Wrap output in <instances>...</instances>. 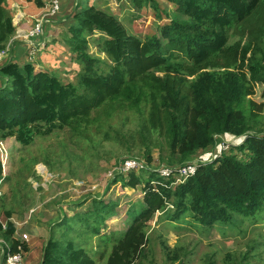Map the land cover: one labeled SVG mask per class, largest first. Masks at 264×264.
Here are the masks:
<instances>
[{
	"label": "rangeland",
	"instance_id": "rangeland-1",
	"mask_svg": "<svg viewBox=\"0 0 264 264\" xmlns=\"http://www.w3.org/2000/svg\"><path fill=\"white\" fill-rule=\"evenodd\" d=\"M155 1L158 8L152 2L139 7L131 0H64L62 14L45 25L39 39L45 44L37 47L32 56L28 44L16 41L6 62L22 65L32 62L37 71L45 69L64 83H76L83 69L77 50L71 46L75 44L71 25L75 12L79 11L78 3L116 15L131 34L144 39L153 34L160 36L161 26L170 20L186 18L170 1ZM18 3L5 2L12 22L18 11H27L33 18L44 5V1L39 5L38 0ZM16 35L15 27L13 36ZM227 35L224 50L205 63L195 65L177 57L170 65L153 70L151 76L128 84L126 90L133 89L135 94L140 86L145 91L153 80L156 87L155 76L163 78L170 72L190 85L203 70H236L247 85L244 109L251 118L248 120L251 128L246 133L264 136V85L255 83L247 68L250 55L264 57V16L257 24L248 17L228 26ZM100 37L98 31L87 36L85 50L101 61L99 66L103 70L109 71L113 62L104 52ZM149 106L142 100L141 112L116 107L111 115L106 114L109 109L101 108L64 129L36 135L28 145L8 137L9 145L0 149L6 156L2 162L3 175L5 172L7 175L0 180V220L6 224L10 213L17 229L10 239L3 233L0 239L20 242L22 233L29 235V241H24L27 246L24 264H41L49 239L59 241L63 247L72 242L75 247L83 248L96 264H108L114 245L133 222L145 194L143 183L131 187L125 185L127 177L112 174L114 166L127 157L154 165L168 163L173 158L167 133L162 128L151 130L148 126ZM230 136L226 134L228 139ZM1 138L4 137L0 130ZM231 152L235 151L228 153ZM244 155L246 152H238V157ZM192 158L183 162L174 158L175 162L170 164L180 165ZM136 174L145 179L149 171ZM172 211L173 208L165 213L157 211L147 222V239L136 258L137 264H264V206L249 216L234 215L232 224L213 226H205L191 216L184 220L167 219ZM3 247L0 241V251ZM0 264H5L1 253Z\"/></svg>",
	"mask_w": 264,
	"mask_h": 264
},
{
	"label": "trees",
	"instance_id": "trees-1",
	"mask_svg": "<svg viewBox=\"0 0 264 264\" xmlns=\"http://www.w3.org/2000/svg\"><path fill=\"white\" fill-rule=\"evenodd\" d=\"M0 0V49L12 38V16ZM139 7L155 0H131ZM184 19H173L161 26V35L144 39L131 34L113 14L78 3L71 25V45L83 65L76 83L63 82L47 70L37 71L32 62L24 65L10 61L0 65V130L2 136L15 137L28 145L38 134L64 129L74 121L88 118L101 108H129L141 112V101L149 103L148 126L162 128L169 139L168 163L189 160L201 149L216 141V135H242L250 130L244 109L247 85L236 70L201 71L190 83L170 73L151 81L147 90L140 86L126 90L173 59L183 57L192 64L205 63L221 53L227 42V27L250 17L257 24L264 16V0H168ZM39 4L42 2L38 0ZM80 7V8H79ZM99 32L104 52L112 59L109 71L85 48L87 36ZM252 79L264 85V57L247 58ZM129 97L127 100H123ZM253 107V106H252ZM109 125V123H108ZM238 152L246 155L238 157ZM248 155H250L248 157ZM148 160L152 157L148 155ZM162 160V159H161ZM143 171V170H142ZM141 174V173H140ZM132 172L125 185L143 183V202L133 215V222L114 245L108 264H137L136 258L147 239L145 226L157 211L168 212L167 219L184 220L191 216L205 226L232 224L234 215L249 216L264 206V136L248 134L237 152L226 153L174 188L170 181L149 171L147 178ZM3 162L0 159V179ZM157 179L158 188L151 183ZM106 207V206H104ZM108 208V207H107ZM8 214L6 224L0 220V235L14 236L15 221ZM5 225V227H4ZM12 241L16 249L18 240ZM24 249H27V246ZM41 264H96L83 248L72 242L63 247L49 239Z\"/></svg>",
	"mask_w": 264,
	"mask_h": 264
},
{
	"label": "built area",
	"instance_id": "built-area-1",
	"mask_svg": "<svg viewBox=\"0 0 264 264\" xmlns=\"http://www.w3.org/2000/svg\"><path fill=\"white\" fill-rule=\"evenodd\" d=\"M63 3L64 0H46L41 11L33 18L27 16L23 10L18 11L15 16L13 15V24L17 29V35L12 36L9 42L0 49V64L7 61L10 52L14 50L16 41H22L28 44L30 46L28 52L33 56L36 52V48H40L45 44L44 41L40 42L39 39L45 32L46 23L49 19H58L57 17L63 11ZM24 22L29 24V29L24 26ZM4 59L6 60L1 62ZM248 134L249 133L231 135L229 139L226 137V134H223V136L220 135L218 138L216 135L217 141L221 138L218 143L216 141L214 146L199 151L190 161L180 165L170 163L154 165L153 163L149 164L145 160L137 157H127L118 161L112 170V174L128 177L132 172L138 173L141 170H147L154 172L156 177L170 181V183H165V186L167 184L173 186L184 183L187 179L194 176L201 166L217 161L230 150H234L236 153L238 146L245 141ZM158 182L157 179L152 180L151 183L155 186L154 188H158ZM0 241L4 244L2 248V257L5 264H24V241H29V235L27 233H22L20 235V242L16 249H12V244L10 242L2 239H0Z\"/></svg>",
	"mask_w": 264,
	"mask_h": 264
},
{
	"label": "crops",
	"instance_id": "crops-1",
	"mask_svg": "<svg viewBox=\"0 0 264 264\" xmlns=\"http://www.w3.org/2000/svg\"><path fill=\"white\" fill-rule=\"evenodd\" d=\"M9 2H10V4L11 3H18V2H20V0H8ZM44 2L46 1V0H43ZM42 1V2H43ZM17 5H19V3L17 4ZM39 5H41V4H39ZM43 5V4H42ZM41 8H42V6H41ZM41 11V10H40ZM39 11V12H40ZM24 12V11H23ZM27 11H25V13H26ZM27 14V13H26ZM62 14V13H61ZM32 15V14H31ZM27 16H28V14H27ZM62 16V15H61ZM30 17V16H29ZM24 26L25 27H28V24L26 23V22H24ZM17 54V53H16ZM35 65V64H34ZM41 70H45V69H41ZM10 139H8V138H6V139H1L0 140V149H1V147L2 146H4V145H9V141ZM0 159L1 160H3V161H5L6 160V156H5V154H3V153H1V150H0ZM5 172V171H4ZM7 177V175H6V172L4 173V175H3V177L1 178V179H5ZM0 179V180H1ZM13 217H11V219H12ZM8 219V218H7ZM13 220V219H12ZM0 253H1V256H2V248H1V251H0ZM3 258V257H2Z\"/></svg>",
	"mask_w": 264,
	"mask_h": 264
},
{
	"label": "bare ground",
	"instance_id": "bare-ground-1",
	"mask_svg": "<svg viewBox=\"0 0 264 264\" xmlns=\"http://www.w3.org/2000/svg\"><path fill=\"white\" fill-rule=\"evenodd\" d=\"M46 171V170H45Z\"/></svg>",
	"mask_w": 264,
	"mask_h": 264
}]
</instances>
